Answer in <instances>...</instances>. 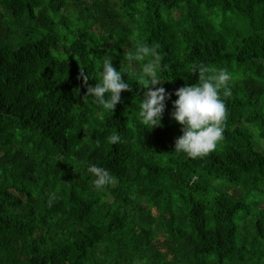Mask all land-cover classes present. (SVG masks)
<instances>
[{
	"label": "trees",
	"instance_id": "obj_1",
	"mask_svg": "<svg viewBox=\"0 0 264 264\" xmlns=\"http://www.w3.org/2000/svg\"><path fill=\"white\" fill-rule=\"evenodd\" d=\"M142 44L172 94L152 129ZM106 59L130 85L112 113L87 96ZM194 64L233 75L224 139L196 159L171 116ZM0 264H264V0H0Z\"/></svg>",
	"mask_w": 264,
	"mask_h": 264
},
{
	"label": "clouds",
	"instance_id": "obj_2",
	"mask_svg": "<svg viewBox=\"0 0 264 264\" xmlns=\"http://www.w3.org/2000/svg\"><path fill=\"white\" fill-rule=\"evenodd\" d=\"M130 62L146 61L140 80H147V85L140 101V113L142 123L151 129L160 126L162 115L166 108V101L171 98L162 84L165 79L159 75L161 68V56L156 47L142 44L137 47L135 53L129 54ZM102 82L94 86H87V96L94 98V102L110 113L121 101V92L129 90L130 85L122 78L121 70H117L112 60L106 59L102 66ZM199 72V84L185 85L175 91L178 97L173 101L174 110L172 118L182 125V135L175 141V152L184 153L189 158H203L213 152L219 142L224 139L225 121L227 119V107L221 98V89L224 95H231L230 84L233 80L232 73L222 68L215 74L205 76L210 69L201 64H194L191 72ZM79 78L87 85L92 78L84 72L79 73ZM153 86L148 88V86ZM122 137L119 133H113L108 137V142L118 144ZM94 187L97 191H103L114 182L115 177L105 168L93 165L90 168ZM56 197L49 195L48 206H51Z\"/></svg>",
	"mask_w": 264,
	"mask_h": 264
},
{
	"label": "rangeland",
	"instance_id": "obj_3",
	"mask_svg": "<svg viewBox=\"0 0 264 264\" xmlns=\"http://www.w3.org/2000/svg\"><path fill=\"white\" fill-rule=\"evenodd\" d=\"M105 54V53H104Z\"/></svg>",
	"mask_w": 264,
	"mask_h": 264
}]
</instances>
